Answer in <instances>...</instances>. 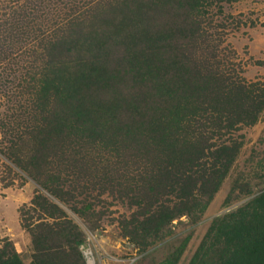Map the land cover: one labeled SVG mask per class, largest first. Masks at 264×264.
<instances>
[{"label":"rangeland","instance_id":"rangeland-1","mask_svg":"<svg viewBox=\"0 0 264 264\" xmlns=\"http://www.w3.org/2000/svg\"><path fill=\"white\" fill-rule=\"evenodd\" d=\"M218 77L225 93L264 87V0H0V247L30 264L38 224L68 219L82 264H159L190 235L177 263L189 264L214 218L264 190V108L229 124ZM41 142L49 156L36 163ZM237 142L197 220L176 217L146 248L130 235L152 212L138 205L148 178L175 161L167 143L204 148L211 167Z\"/></svg>","mask_w":264,"mask_h":264},{"label":"trees","instance_id":"trees-1","mask_svg":"<svg viewBox=\"0 0 264 264\" xmlns=\"http://www.w3.org/2000/svg\"><path fill=\"white\" fill-rule=\"evenodd\" d=\"M221 77L216 78L215 84L222 92L216 94L221 95L223 102H228L232 109L226 112L228 123L234 125L238 121L255 122L264 108V87H260V92L250 95L242 86L239 87L241 92L237 94L225 93L222 88L228 86L233 88L232 82L226 85ZM49 82L53 81L49 79ZM218 100L217 97L215 101ZM185 107L186 105L180 107L183 113ZM223 107L229 108L225 104ZM224 115L225 113L220 116L217 114V118ZM149 129L155 132L154 126ZM158 129L162 139L165 138L166 130H161L160 127ZM44 138L48 140L47 136ZM38 148L39 150L32 156L36 163L48 159L49 156L47 154L49 149L42 142ZM165 148L170 152V156L173 155L175 161L156 169V173L148 178L146 194L139 198L138 205H147L143 206L144 212H152L144 218L145 220L135 223L130 234L140 237L145 248L152 241L166 237L167 227L176 217L187 215L194 220L200 217L220 188L240 144L238 142L222 144L213 153L215 161L211 167L199 160L205 157L206 150L199 148L198 145L193 144L187 150L179 152L176 151L174 144L167 143ZM195 163L200 165L197 171L200 173L199 176L194 169ZM152 178L156 179L151 180ZM166 191L176 193L178 201L175 204H171L170 199L164 200L160 197V194ZM39 196L44 200V203H40L51 217L56 218L63 212L58 203L43 194ZM36 198V202L40 200ZM77 232L78 226L72 220H54V224L40 222L38 230L34 233L36 252L34 261L30 264H62L61 256L68 257L71 252L75 258L70 264H82L85 257L79 247L83 238L81 232L80 234ZM189 238L190 235L159 264H177ZM150 239L153 240L150 242ZM0 264L25 262L13 249L9 250L3 246L0 247ZM189 264H264V190L236 210L214 218Z\"/></svg>","mask_w":264,"mask_h":264},{"label":"bare ground","instance_id":"bare-ground-1","mask_svg":"<svg viewBox=\"0 0 264 264\" xmlns=\"http://www.w3.org/2000/svg\"><path fill=\"white\" fill-rule=\"evenodd\" d=\"M90 264H93V260H90Z\"/></svg>","mask_w":264,"mask_h":264}]
</instances>
